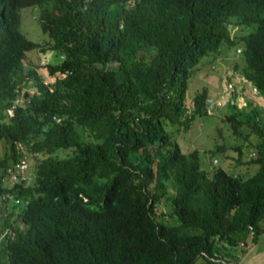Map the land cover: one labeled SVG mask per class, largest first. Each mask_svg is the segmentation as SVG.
I'll use <instances>...</instances> for the list:
<instances>
[{
	"label": "trees",
	"instance_id": "obj_1",
	"mask_svg": "<svg viewBox=\"0 0 264 264\" xmlns=\"http://www.w3.org/2000/svg\"><path fill=\"white\" fill-rule=\"evenodd\" d=\"M33 4L48 41L20 30L17 8ZM33 48L53 51L54 62L40 64L50 81L24 72ZM206 54L239 55L224 73L257 90L248 86L242 106H221L233 108L223 114L233 133L247 125L257 136L252 175L206 171L199 151L183 152L164 129L209 111L206 86L190 113L185 103ZM256 97L264 99V0H0V140L9 148L0 157V264L235 260L264 216ZM22 161L25 172L14 168ZM170 187L175 223L156 215Z\"/></svg>",
	"mask_w": 264,
	"mask_h": 264
},
{
	"label": "rangeland",
	"instance_id": "obj_2",
	"mask_svg": "<svg viewBox=\"0 0 264 264\" xmlns=\"http://www.w3.org/2000/svg\"><path fill=\"white\" fill-rule=\"evenodd\" d=\"M17 12L19 15L20 30L26 37L40 43L49 40L48 35L42 31L40 25L39 5H22L17 8ZM235 29L236 27H233L232 32ZM54 59L53 51L50 49H46L45 51L39 48L30 49L26 52V56L23 59L24 72L30 68H36L43 79L50 81L51 77L45 73V68H41L40 64L54 62ZM234 59L240 60L239 55H235L231 58L225 54H223V56L217 55L216 59L213 60L211 54H206L200 59L199 66H201V68L194 72L188 80L185 101L188 106L187 113L191 111V101L194 94L203 86L208 88V98H216L221 91L228 90L229 80L231 81V73L229 78V74L224 72L233 65ZM212 64L215 66L211 67ZM234 78L240 87L239 91L234 89L231 91V94L233 101L237 102L239 106H242L244 98L247 100V97L250 96L249 85H244L237 76H234ZM251 92H257L254 86H251ZM249 100H251L253 104L262 106V114H264L263 97H256ZM232 109L231 106L216 107L212 103H208L209 111L196 114L191 120L189 127L183 128V126L177 122L164 121V129L171 134V139L173 141L178 142L183 152L187 153L193 149H197L199 151L200 165L206 171L212 172L213 168L222 167L228 172L249 176L257 170L259 165L257 161H251V159L255 157L254 155L256 152L249 154V151L256 147L254 142H256L257 136L247 125H242L240 127V133H233L229 122L223 115ZM11 110L9 109L8 113H12ZM222 146L223 148H221ZM235 146H239V148ZM7 152H9L8 144L4 140H0V157ZM28 156L31 159V156ZM14 168L17 169L18 165ZM27 178L28 180H33L31 176ZM172 191L173 188L170 187L169 193L155 206L156 215L159 218L168 219V221L173 220V212L170 203L171 196L169 195ZM1 221L2 219L0 218V223ZM176 221L178 222V219L175 216L174 221L170 222L175 223ZM260 223L262 231L258 234L255 241L248 238L247 242L242 246L238 245L235 247V260L227 261L230 260V258H228L227 260L223 259L220 261L217 258V260H214L212 263H207L203 257H200L194 264H264V216L261 218Z\"/></svg>",
	"mask_w": 264,
	"mask_h": 264
},
{
	"label": "built area",
	"instance_id": "obj_3",
	"mask_svg": "<svg viewBox=\"0 0 264 264\" xmlns=\"http://www.w3.org/2000/svg\"><path fill=\"white\" fill-rule=\"evenodd\" d=\"M240 51V48L238 47L237 48V52ZM240 80V79H239ZM247 85H250V82H247L246 83ZM239 87L240 85L237 83V81L235 80L234 77H231V81L229 80V88L228 90H224V91H221V93H219V96L216 97V98H207V104L208 103H212L214 106L216 107H221L225 101H223L224 99L225 100H228L230 101V103H237L235 101H233V97H232V94H231V91L232 90H236V91H239ZM243 105L246 103V99L244 98L243 100ZM239 106V105H238ZM18 165V168L16 169L17 171H22V172H25L26 168H27V163L25 161H22L20 162Z\"/></svg>",
	"mask_w": 264,
	"mask_h": 264
},
{
	"label": "crops",
	"instance_id": "obj_4",
	"mask_svg": "<svg viewBox=\"0 0 264 264\" xmlns=\"http://www.w3.org/2000/svg\"><path fill=\"white\" fill-rule=\"evenodd\" d=\"M223 101L227 102L228 100H225V99H224ZM225 102H224V103H225Z\"/></svg>",
	"mask_w": 264,
	"mask_h": 264
}]
</instances>
